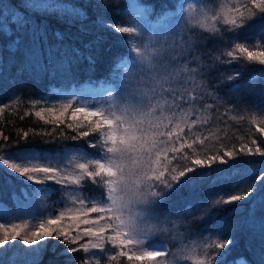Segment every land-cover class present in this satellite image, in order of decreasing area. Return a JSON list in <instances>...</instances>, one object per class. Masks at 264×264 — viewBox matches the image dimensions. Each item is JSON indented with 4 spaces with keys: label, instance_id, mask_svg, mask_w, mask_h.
Wrapping results in <instances>:
<instances>
[{
    "label": "snow or ice",
    "instance_id": "obj_1",
    "mask_svg": "<svg viewBox=\"0 0 264 264\" xmlns=\"http://www.w3.org/2000/svg\"><path fill=\"white\" fill-rule=\"evenodd\" d=\"M112 2L115 0H101L105 5ZM25 7L83 15L78 9L54 3V0H27ZM123 15L127 26H116L115 32L126 34L130 48L128 54L116 61L109 82L78 87L67 71L68 62H58L51 74L56 77L57 72L60 73V87L53 86L51 91L60 93L62 102L49 105L48 98L41 97L32 103V108L38 109L34 116L45 125H53L54 132L58 130L54 139L78 140L96 134L89 148L94 152L99 150L97 155H90L83 147L57 149L55 154L32 149L6 154L9 145L0 146V164L12 173L36 185L54 181L64 186L61 200L64 208L55 216L49 214L44 218L35 208L37 203L48 207L46 199L50 189L47 187L32 188L30 194L25 191L28 204L20 203L14 212L0 207V264H38L37 257L43 248L41 242L47 238L64 242L69 252H81L83 257L79 258V264L190 262L181 256L190 257V264H222L223 258L217 260L216 257L220 250L228 247L230 239L223 238L221 233H210L203 238L195 236L182 220L162 217L156 213V208L167 190L210 175L197 169L212 168L217 163L228 165L216 169V179L231 178L239 169L229 161L241 154L264 157V145H257L256 139H252L254 151L250 147L245 151L243 137L239 151L235 146L216 147L208 143L211 138L198 130L200 125L208 123L207 109L212 108V104L202 108L198 103L203 99V81L198 80V76L203 74L204 66L199 61L195 66H190L191 61L187 60L181 64L180 57H187L198 42L200 33L194 29L222 39H225L222 33L231 32V37L226 38L228 49L214 60L226 63L242 58L248 64L264 66V32L257 35L252 46L239 36L240 30L252 19L264 18V0H249L243 9L239 2L222 3L218 10L206 0H183L176 4L175 12H165L155 23L150 21L149 8L137 0H128ZM9 23L20 30L29 21L21 12L4 4L0 26L5 32L9 31ZM19 42L17 39L15 43ZM10 48L14 50V46ZM74 52L78 57L81 55L79 50ZM222 56L230 61L223 60ZM88 60L93 62L91 56ZM236 75L239 73L228 75L226 79L233 80ZM261 75L264 76V68ZM65 89L70 91L65 92ZM208 95L214 94L209 92ZM88 96L95 102L87 101ZM78 97L85 102L77 103ZM3 111L0 108V112ZM245 118L256 131L264 134V107H259L257 113L249 117H231L237 122ZM61 125L75 135H66ZM34 134L52 135L47 131ZM28 135L24 132L22 138ZM116 145L122 147L117 149ZM112 151L124 154L119 165L104 156L105 152ZM129 163L134 171L142 169L137 183L143 191L138 190V195L145 200L146 208L140 226L126 218H116L105 195V186L117 175V167L123 168ZM189 173L194 175H187ZM258 181H264V176L258 177ZM87 182L101 189L102 194L96 197L84 194ZM232 188L234 194L227 198L223 193L210 198L204 212L207 213L209 207L244 200L256 190L254 185L235 184ZM16 199L19 201V197ZM92 214H96L95 218ZM184 214H192L191 206ZM193 218L203 219L204 216ZM85 237L87 241L81 242ZM17 240L21 243H14ZM235 264L247 262L241 258Z\"/></svg>",
    "mask_w": 264,
    "mask_h": 264
},
{
    "label": "trees",
    "instance_id": "obj_2",
    "mask_svg": "<svg viewBox=\"0 0 264 264\" xmlns=\"http://www.w3.org/2000/svg\"><path fill=\"white\" fill-rule=\"evenodd\" d=\"M26 2L27 0H0V9L4 4L8 7L10 4L29 21L27 26L20 30L16 25L8 32L0 28V108L4 109L0 112V146L9 145L6 154L15 153L21 149L55 154L57 149L83 147L90 155L95 156L99 150L94 152L89 148V143L93 141L96 134H90L89 137L78 140L54 139L58 130L54 132L53 125H45L34 116V112L38 109L32 108V103L41 97H47L48 101L55 98L56 93H53L51 89L53 86L60 87L61 77L59 72L56 77H53L51 73L58 62H68L67 71L78 87L88 83L99 86L101 82L110 81L116 61L128 54L130 48L126 43L128 39L126 34L116 33L114 27L115 23L123 25L126 21L123 15L126 12V1L115 0L105 5L101 3V0H54V3L78 9L80 13H83V15L74 14V16L67 10L29 13L24 9ZM140 2L153 11L152 17L156 20L165 12L175 10L180 0H140ZM258 27L264 29V18H254L247 23L246 27L239 32L240 38L247 36ZM193 31L199 32L200 35L190 53L193 56L192 64L195 66L199 61L204 66L203 74L198 76V80L203 81L201 92L203 99L198 103L202 108L206 104H212V108L207 109V114L210 116L208 123L200 125L198 130L202 135L209 136L211 139L208 143L215 144L216 147L224 144L228 147L235 146V149L239 151L242 144L240 138L243 137L245 151L249 147L254 151L255 146L251 144V140L256 139L257 145H264V134L256 131L247 118L237 122L231 117L236 116L238 119L249 117L254 114L257 103L264 101V76L261 75V69L264 66L248 64L242 58L235 62L215 61L216 55L228 49L226 38H230L232 33H222L225 37L222 39L204 33L203 30L194 29ZM31 32H34L36 47L27 44V38ZM17 39L20 41L19 44L15 43ZM10 43H13L14 50L10 48ZM74 50H79L81 55L78 57ZM89 56L92 57V63H89ZM222 59L230 61V58L226 56H222ZM236 73L239 75H236L235 79H226L228 75ZM257 74L260 75L259 78L254 79ZM12 86L19 89L18 101H13L18 104L3 106L8 97L7 89ZM67 91L70 89H65V92ZM209 92L214 95L209 96ZM57 100L56 104L62 102L61 95ZM60 128L64 129L66 135H75L63 125ZM45 131L52 135L34 134ZM24 132L29 133L27 138H22ZM4 136L8 139L4 140ZM262 160L264 157L259 155L241 154L233 161H229L236 169H239V173L221 180L216 179L218 175L216 169L227 168L228 165L217 163L212 168L197 169L198 172H206L210 175L198 178L195 182L183 187L177 184L173 189L167 190L156 212L162 217L182 220L184 226L200 238L210 233L213 235L221 233L223 238L230 239L231 243L226 249L220 250L217 260H221L222 257L223 262L241 257L251 264H261L264 259V225L260 230L253 231L247 224L245 210H239L253 207L255 211L259 210V216L264 219V203H262L264 181H259L255 187L262 196L257 204L246 197L229 205L209 207L207 213L204 212V208L209 206L213 192L217 189L231 190L232 185L237 184L236 178L240 172L256 166ZM5 168L0 164L1 200L9 202L14 196L25 198V191L30 194L31 189L37 187L50 189V199L59 197L55 182L48 181L44 185H36ZM187 175H194V173ZM85 188L84 194H86ZM189 206L192 208V214H184V210ZM92 215L95 216V214ZM202 215L203 219L193 218ZM14 243L21 242L17 240ZM42 245V251L37 257L38 264H79V258L83 257L81 252L67 251L69 246L60 240L47 238ZM21 247L24 246L21 244ZM71 247H78V245H71Z\"/></svg>",
    "mask_w": 264,
    "mask_h": 264
},
{
    "label": "rangeland",
    "instance_id": "obj_3",
    "mask_svg": "<svg viewBox=\"0 0 264 264\" xmlns=\"http://www.w3.org/2000/svg\"><path fill=\"white\" fill-rule=\"evenodd\" d=\"M126 1H127V5H128V0H126ZM137 2L140 3L142 6L146 7L145 4H143L142 2H140V0H137ZM180 2H183V0H180ZM206 2H208L209 3V6L214 7V9H216V10L219 9L220 4H222V3L232 4V3L239 2L240 6H241V9H243L244 4L245 3H248L249 0H206ZM9 8H12L13 9V6L9 4ZM24 9L27 12H29V13H33V12L41 13L43 11H47V10H33V9H28V8L26 9L25 7H24ZM175 10H170L168 12H175ZM0 11H2V8L0 9ZM126 11H127V9H126ZM152 13H153V11L150 10V21L152 23H155L156 20L158 19V17H157L156 20H154V18L152 17ZM154 14H155V12H154ZM73 16H74V14H73ZM112 25H114V24H112ZM116 26H127V24H126V22L123 23V25L122 24L121 25H117L115 23L114 27H116ZM11 27H15V25L9 23L8 24V29L10 30ZM221 27H226V26L221 25ZM0 28L3 30V27L2 26H0ZM262 32H264V29H261V28L259 29V27H258V28H255L254 30H252V32H250V34H248L247 36H243L240 39L241 40L248 41L249 42V45L252 46L255 43V38L257 37V35L260 34V33H262ZM27 39H28V43H27L28 45L35 46L34 45L35 44V41H34V32H31L28 35V38ZM177 41L179 43V38H177ZM10 45L11 46H14L13 43H10ZM190 53H191V51L189 52V54H188L187 57H184V56H181L180 57L181 64L184 63L187 60V61H191L190 66L193 65L192 64L193 63V59H191V58H193V56ZM259 76L260 75H256L254 77V79H256L257 77L259 78ZM22 89H23V87H22ZM7 92H8V94H7L8 97H7V101H6L7 104L5 103V104H3V106L17 105L18 103L17 102H13V101H18L17 98L19 97V95H18L19 94V89L16 86H14V87L12 86L11 88H8L7 89ZM60 95H61L60 93H56L55 98L53 100H51V101H48V103L50 105H51V103L52 104L53 103L56 104V100L57 99H60ZM86 100L89 101V102H91V103H94L95 102L94 98L91 97V96L86 97ZM57 101H59V100H57ZM83 102H85V101L80 99V102L79 103H83ZM259 107H264V101H262V103H260V102L257 103V105L254 107L255 108L254 114L257 113ZM9 171H11V170H9ZM260 176H264V160L259 161V163H257L256 166L251 167L248 170H244V171L240 172V175L237 176V178H236V180H237L236 182H237L238 185H240V187H246L248 185H254L256 187L258 185V182H259L258 181V177H260ZM23 179L26 180L25 177H23ZM27 182H30V181H27ZM30 183H32V182H30ZM55 187H57V189L59 190V192H58L59 197L58 198L50 199V195H48V197L46 199V203L48 205L47 208L43 207L39 203H37L35 205V208L43 215L44 218H47L49 214H51L52 216H55L56 214H58V212L60 210H63V208H64V204L61 203V200L63 199L64 186L56 185L55 184ZM58 190H56V191H58ZM85 192H86V195H88L89 197H96V196L102 194L101 189H99L97 186L91 185V182H87V185H86V188H85ZM219 193H223L224 194V197L227 198L228 195L234 194V190L233 191H231V190L225 191L223 189H217L215 192H213L211 194V195H213L212 198H216V194H219ZM260 194L261 193L259 191L257 192L255 190L254 192H252L248 196V199L250 198V201L253 200V201H255V204H257V203H259V200L262 197V196H260ZM20 203H23L24 205H27L28 204L27 197H25V198H19V201H17L16 197L14 196V198L11 199L9 202L6 201V200L3 201V200L0 199V207L7 208L9 211H12V212H14V211L17 210V208L20 206ZM243 210H245V213H246V216H247V224H248L249 228L252 229L253 231L260 230V228L262 227V225H264V219H262V217L259 216L260 215L259 210L258 211H255V208H253V207L252 208L245 207V209H241L240 208L239 211H243ZM95 216H96V214H95ZM95 216L92 215V218H95ZM37 219H39V217ZM82 227H86V226H82ZM86 241H87V238L85 237V238H83V240L81 242H86ZM43 242H41V244ZM25 250H27V249H25ZM239 259H241V258L231 260V261H229L227 263H224V264H235V262L237 260H239ZM243 260H245V259H243ZM245 261L247 262V264H250L247 260H245ZM185 264H190V262H185Z\"/></svg>",
    "mask_w": 264,
    "mask_h": 264
},
{
    "label": "clouds",
    "instance_id": "obj_4",
    "mask_svg": "<svg viewBox=\"0 0 264 264\" xmlns=\"http://www.w3.org/2000/svg\"><path fill=\"white\" fill-rule=\"evenodd\" d=\"M117 149L122 146L116 145ZM124 154L122 151L105 152L104 156L114 159L117 165L121 163ZM125 159H128L124 156ZM117 175L111 177V184L105 186V195L108 197V204L113 208V214L116 218H126L136 226H140L143 219V209L146 208L145 200L138 195V190L143 191L141 185L137 183L140 171H134L129 163L126 167H117ZM181 259L191 262V258L181 256Z\"/></svg>",
    "mask_w": 264,
    "mask_h": 264
}]
</instances>
